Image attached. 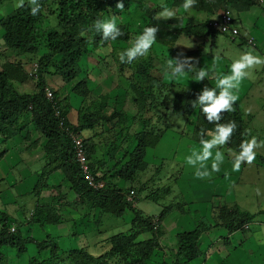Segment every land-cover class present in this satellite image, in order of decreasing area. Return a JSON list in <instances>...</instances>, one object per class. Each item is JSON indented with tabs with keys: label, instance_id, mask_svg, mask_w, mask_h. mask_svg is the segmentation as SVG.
Wrapping results in <instances>:
<instances>
[{
	"label": "trees",
	"instance_id": "trees-1",
	"mask_svg": "<svg viewBox=\"0 0 264 264\" xmlns=\"http://www.w3.org/2000/svg\"><path fill=\"white\" fill-rule=\"evenodd\" d=\"M174 1L176 2L172 4L171 8L176 10L179 4L183 3V0ZM39 2L41 11L36 16L30 14L31 5L27 2L23 7L13 10L0 20V28L4 31L2 40L6 47L25 54H36L42 47L47 49L37 59L38 79L35 80V88L30 92L18 93L14 87L15 82L24 85L27 82L26 80L32 79V76L28 75L23 69H19L21 67L13 68V66L4 65L0 71V137L4 141L8 140L15 135H19L20 131L24 130L26 126L32 125L39 137L45 140L43 148L44 159L47 162L42 168L43 171L32 193L39 199L42 192L48 189V191L57 192L59 196L54 198V196L49 195L46 199L42 197L44 200L42 199L35 204L27 223H30V225L35 224L40 228L46 225L55 227L66 224L67 222L64 219H69L73 221V226H75L76 221H74V218L62 213L60 210L59 204H62L64 198L59 192V187H52L44 182L50 174L60 170L70 184V191L76 195V199L73 198L70 203L73 209L86 207L89 211L98 210L101 215L105 213L119 218L123 216L125 210H130L133 213L130 229L127 232L110 236L108 238L109 248L105 252L93 256L86 248L72 249L67 251L69 264H151L150 261L153 255L162 249L159 238L163 220L171 211L185 205L176 202L174 199L159 215L146 217L127 201L126 195L132 190L131 185L139 179V173L141 174L147 169V164L144 161L147 149L154 148L167 128L170 127L166 124L162 129L156 130L155 124H153L156 116L153 113L157 114L163 108L166 113L165 118L168 114L183 120L189 117L192 118L193 130L191 137L195 138L198 135V139H196L198 141L200 140L201 129L206 131L215 130V124L206 120L199 107H192L196 94L205 85L213 87L209 82L210 78L201 81L200 90L184 88L171 79L170 83L166 84L162 82L160 76L157 78L152 74L157 69L150 56L141 57L131 64L121 63L113 49L114 61L118 65L120 73L122 75L128 71L131 73L128 79L129 91L127 94L132 95L130 101L134 106V113L131 114V123L126 128L125 111L114 109L107 116L101 115L108 101L107 97L104 96L101 97L100 102L92 101L93 105L81 107L77 112L78 118L73 123L68 119L72 107L68 97H63L61 94L52 91V99L46 98L45 90L50 86L46 84L45 77L49 73H53L60 77L64 83H71L76 80L80 73L79 63L85 56L89 46L97 48L112 44L115 48V46H120L119 44L126 45L132 41L134 37L121 22H118L117 26L124 35L116 40H104L92 28L97 18L110 19L113 12L118 10L116 8L118 2L123 4V10H127L130 3L136 4L147 18L144 27L152 25L159 27L155 43L159 45L171 44L167 48L168 57L175 58L180 54L192 57L197 69L200 68V62H196L195 59L202 57V46L204 47L206 42L207 44L210 43L209 46H213L215 36L219 33L208 26V19L198 21L192 16L187 18L184 24L181 17H174L164 22L159 21L156 17L160 9L155 5H148L145 0H39ZM49 2L50 5L57 7L58 12H56L58 13L57 19L60 22V31L50 30L46 31L45 34H39L38 26L44 18L42 9L50 7ZM177 2L178 4H176ZM226 2L227 0H197L196 6L190 10L194 13L207 12V14L213 16L217 13L215 9L219 5L226 6ZM257 3L258 0H236L231 2V5L236 11H241L242 9H249ZM120 11L118 10L119 13ZM181 37L191 39L193 37L201 39L202 42L198 44L196 51L185 50L183 52L177 47ZM125 49L123 48L122 51ZM56 56L59 57L57 61L54 60ZM50 66L53 67L52 72H49ZM139 75L147 78V90L141 87L138 82H135L134 76ZM82 86L86 87L85 82H76L72 91L74 90L78 96L85 100L88 92L85 89L82 90ZM160 96L162 100H159V102ZM233 107L234 111L222 114L220 123L236 122L237 128L225 147L238 152L241 140L246 138V132L244 120L237 111L238 106L233 105ZM149 113H152V116L147 118ZM157 119L160 120V117L158 116ZM105 123H110L112 129H116L115 135L124 136L126 142H135L127 160L122 164L121 162L116 164L112 175L102 174L106 165L105 161H96L98 165L100 164L98 166L100 174H97L98 169L93 166L98 151V144L94 142V139L99 138L98 134L95 132L88 138H84L82 135V132H92L98 124L102 126ZM139 124L142 125L141 130L137 134H132V128ZM68 132L78 133L82 137L89 168L92 174L97 175H95L97 180L104 182L101 190L94 191L90 189L83 180L79 166L73 157V145ZM35 142L38 143V139ZM117 147L116 140L109 144V147H106L105 156L107 160L114 161V152ZM2 155L3 152L0 153V159ZM120 182H122V188L119 186ZM159 194H161V190L156 189L145 198L157 203L159 199H163ZM169 194L170 188L167 187L164 195ZM54 199H57L56 201L59 203H55ZM178 210L182 211L181 208ZM219 212L220 219L223 222L226 221L223 224L229 231L243 227L247 221L252 219L250 215L240 213L237 209L229 211L221 207ZM14 224H18V228L11 233L10 228ZM23 225L22 222L13 220L8 214L0 211V264H7L4 254L1 252L3 248L12 249L15 256L20 258L22 255H27L29 245H33L36 254L27 259V264H56L55 260L60 256V248L55 239L50 235H46L42 240L24 237L21 231ZM210 227L211 225L207 221L200 220L193 230L178 233L176 235L177 250L172 264H190L199 258L201 251L198 240ZM143 233H150L151 238L138 241V237ZM44 253L47 254L46 258L43 257ZM158 264H165V262Z\"/></svg>",
	"mask_w": 264,
	"mask_h": 264
},
{
	"label": "rangeland",
	"instance_id": "rangeland-1",
	"mask_svg": "<svg viewBox=\"0 0 264 264\" xmlns=\"http://www.w3.org/2000/svg\"><path fill=\"white\" fill-rule=\"evenodd\" d=\"M235 1L236 0H227L226 6L219 5L218 8L215 9V11L219 12L224 7L231 8L235 20L234 24L239 29V36L235 37L234 40H230V38L225 35L217 34L215 36V42L214 44H212L213 46H209L210 43L207 44L206 42L204 47L202 46V57H200L199 59H195L196 62L199 61L201 63L200 68H205L210 72L211 70H213L217 73L230 74L232 61L234 59H237L239 55L244 51L254 49L255 54L264 57V40H261L263 42V44L261 45L258 42L259 36H257L256 31L250 30L251 32H248L240 25L238 20L239 13L231 5V2ZM174 2L176 1L145 0V3H147L148 5L150 4V6H157L160 9V11H158L159 13L162 11V5H166L171 8ZM17 3L18 0H0V20L10 14L13 10L19 8L16 7ZM25 3H27V0H25ZM48 4L50 5V2ZM176 4H178V2ZM182 4L183 3H180L178 9L175 10V17H181L183 19V24L187 18L192 16L198 21H205L206 19L211 21L215 18V15H209L207 14V12L194 13L191 10L185 12ZM251 7V9H253V14L257 12L259 14V17H252L250 23L254 24L255 27H261L263 39L264 2L258 0V3ZM118 10H115L113 12V15L116 16V23L121 22L123 25H125L132 37L139 35L142 32L145 23L147 22V18L138 9L137 5L130 3L127 10H119L120 13L118 12ZM56 11L57 7L53 5H50V7L48 8L42 9L44 18L40 21L38 26L39 34H45L46 31L50 30L60 31V22L57 19L58 11ZM156 18L159 21H165V19H160L158 18V16ZM257 19L259 21H257ZM3 34L4 31L0 28V71L3 69L4 65H9L13 66V68L21 67L19 69H23V71H25L29 75L31 65L33 63H36L38 57L46 52L47 49L45 47H42L36 54H25L23 52H18L6 47L2 40ZM249 37H253L256 39L257 43L256 41L255 43L257 47L247 45L246 42ZM130 42L126 45L119 44L120 46L117 45L118 47L115 46V48L112 44L106 47L99 46L97 48L89 46L87 52L85 53V56L79 63L80 73L77 76L76 80L71 83H64V81H62L60 77L56 76L53 73H49L45 77L46 84L50 86L47 87L48 89L61 94V96L63 97H68V100H70L72 106L70 118L73 123L76 122L78 118L77 112L81 107L93 105L92 101L100 102L101 97L104 96L107 97L108 101L101 115L107 116V114L109 115L114 109L125 111V118L127 122L126 128L130 125L131 114L134 113V106L130 101V97L132 95L129 93L127 94V92L129 91L128 79L131 76V73L129 71L124 75L120 73L118 65H116V62L114 61L113 51L114 49L117 57H119V53L123 48L127 49L128 47H130ZM201 42V39H195L193 37L192 39L188 37H181V39L177 43V47L180 48V50L183 52H185V50L196 51L198 44H200ZM152 46L153 47H151L147 56H150L157 69V71L152 72L155 77L159 78L160 76L162 82L166 84H169L172 80L174 81V83L184 88H192L193 90H197L200 87L201 82L194 81L195 75H193L192 72L176 79L170 78L169 74L166 72L163 75V65L165 59L168 58L167 48L168 46H171V44L159 45L155 43ZM58 59L59 57L56 56L54 60L57 61ZM52 71L53 67L50 66L49 72ZM134 77L135 82H138L141 87H144L147 90V78L140 75ZM37 79L38 78L28 79L26 80L27 82L24 85H20L18 82H15L14 87L18 92L32 91L35 88V80ZM79 81H83L86 84V87L82 86L81 88L82 90L85 89L88 92V96L85 100L78 96L74 90L72 91V88H74V83ZM214 84L216 85L215 79ZM30 88L32 90H29ZM81 89H79V91H81ZM234 91L235 94L239 97L234 106H238L237 111L241 114L244 120L245 130L249 127L248 130H250L251 135H254L257 138L264 137L263 66L261 65L257 66L256 68L250 69L249 76L241 82L239 89ZM159 100H162L161 96L159 97L158 101ZM158 112L159 113L157 114L153 113V115L156 116L155 118L153 117V124H155L156 130L162 129V127H164V125L166 124L170 126L169 128H167L166 132L161 138L164 142L168 143L162 148L169 150H163V152L161 153L162 155H164L162 159L165 158L162 162L161 160H159L160 162H158V159H156L155 162L152 161L155 165L149 163V166L147 167L145 172L141 174L139 173V179H137L134 184L131 185L133 187L132 190L135 192V201L133 206L146 217L157 216L165 207L171 204L172 200H174V198L170 199L171 190L169 195H164L167 187L172 189L174 192V196L178 197L176 198L177 200L175 199V201L180 202L182 205L184 203L185 206L178 208H181L182 211L178 209L176 211H171V213L164 219L166 220V223L163 224V236L160 238V244L164 248L165 246L175 248L177 246L176 235L178 233L187 230L189 231L191 229L187 228L185 224L174 222L173 220L174 217L175 219L180 218L179 214H183L181 219L185 218L184 213H186L187 211L184 208L186 206L188 207L189 205L185 204L181 194V189L190 190L192 186L191 182H189L190 174H192V171L195 168L187 164L186 162V157L191 155V145L189 148H185L183 146H186L188 144L187 142L191 143V140L195 141L196 139H198V135H196L195 138L191 137V132L193 130L192 118L189 117L188 119L183 120L181 118H176L171 114H168L167 118H165L166 113L163 111V108ZM151 116L152 113H149L147 115V118ZM158 116L160 117V120L157 119ZM141 128V124L134 126L131 133L137 134L141 130ZM26 129L31 130L29 140L33 141L38 138L39 135L35 133L32 125H30V127ZM115 130L114 128L112 129V125L110 123H105L102 126L98 124L91 133L95 134L96 132V134H98L99 136L97 140L98 151L96 153V156L101 158L102 161H105L106 164L103 168L102 174L107 173L108 175H112L114 172L113 169L115 168L116 164H119L120 162L122 164L123 162H125L128 158V154L131 152L135 145L134 141L126 142L124 136L122 137V135L119 134L115 135ZM89 132L84 131L82 132V135L87 136ZM168 136H170L169 140H167ZM16 139L19 142V140H21V136H15L10 141H14ZM206 139H210V137ZM115 140L118 147L114 152V161H109L107 160V157L105 158V149L106 147H109V144H111ZM24 142L25 141L23 140L22 145L24 144ZM34 146L35 144L30 146V149H33ZM3 148V146L0 147V151ZM36 151L40 153V156L42 158L34 159V162L28 166L25 165V161H19L18 159H16L14 153H12V157L9 158V162H0V192L4 191L0 195V211L8 214L9 217H11L13 220H18L20 222H29L25 218L28 217L30 219V213L35 207V199L31 193H26L22 196H19L18 199L16 198L14 201L15 204L10 203L13 198V194H15V188L12 187V185H14L13 183H15V181H22L18 173L24 167H27L26 170H28L32 175H35V173L38 174L43 171L42 168L47 162L43 158L42 147L38 146L36 148ZM3 169L8 170V173L6 176H3L4 178H1V172L6 171ZM183 173H185L186 175ZM233 175L237 176L238 171H236V173H234ZM28 179L30 180V178ZM44 182L46 185L50 183L46 181ZM51 184H55V182H51ZM119 186L122 188L121 185ZM156 189L161 190V194L159 195L161 198L163 197V199H159L157 203L147 200L145 197ZM47 192H49L48 195L50 196L52 194H57V192H51L47 189L42 192V196H45V193ZM64 194L68 199L75 198V195L72 192H70L69 197L66 193ZM5 196L7 197L9 202L5 199ZM58 197L59 196H55L54 198ZM54 200L56 201L57 199ZM213 203H215V200H213ZM81 209L82 208L76 207V210L78 212H80ZM88 211L89 210L83 211L87 214L84 217H82V214H84L83 212L81 214L78 213V215H74L73 218L74 221H76L74 224L75 226H73L72 220L64 219V221L67 223L63 225V228L59 232L54 226L47 225L41 227V229H39V226L34 225L33 227L35 228L31 227V229L30 223H23L24 225L21 228V231L24 237H31L33 238V240H42L46 237V235H50L51 237H53L60 248V256L55 260L56 264H69V261L67 260V251L81 247L86 248L91 255L98 256L109 248L108 238L110 236L127 232L130 229V222L133 213L130 212V210H125L126 214L119 218L105 213H102L103 215H101L98 210H93L90 212V214L88 213ZM17 225L14 224L13 226L16 230L18 228ZM149 238H151L150 233H143L138 237V241L147 240ZM1 252L4 254L7 264H27V259L36 254L33 245H29V252L27 253V255H22L20 258L15 256V253L12 249L3 248ZM46 256L47 254L44 253L43 257L46 258ZM211 258L212 257H210L209 259ZM150 262L151 264H158V262H153V260H151Z\"/></svg>",
	"mask_w": 264,
	"mask_h": 264
},
{
	"label": "crops",
	"instance_id": "crops-1",
	"mask_svg": "<svg viewBox=\"0 0 264 264\" xmlns=\"http://www.w3.org/2000/svg\"><path fill=\"white\" fill-rule=\"evenodd\" d=\"M261 1L264 2V0ZM251 8L252 7H250L249 9H242L241 11H237L239 13L238 20L240 25L248 32L250 30H254L257 32V36H259L258 42L262 45L263 42L261 40H264V37L262 39L263 34L261 27L260 26L255 27L254 24L250 23L251 18L252 17L257 18L259 17V14L257 12L253 14V9ZM257 21L259 20L257 19ZM262 66L264 68V65ZM212 71L213 70H211V72ZM210 84L213 87L216 86L214 84V79H210ZM200 89H201V85L197 90ZM29 90L32 89L30 88ZM24 92H30V91H19L18 93H24ZM70 114L68 115L69 117L68 119L72 121L70 118ZM28 127H30V125L26 126V128ZM26 128L20 131L19 135L21 136V140H19V142L17 139L14 141H10L15 136L18 135H15L14 137H11L5 141L3 140V138L0 137V147L2 146L4 147L0 151V153L3 152L0 162L1 161L9 162L10 161L9 158L12 157V153H14L16 159H18L19 161L21 160L25 161L26 162L25 165L28 166L34 162V159L42 158L40 156V153L36 151V148L38 146L42 147L43 158H45V153L43 148L45 144L44 138H40L38 136L37 138L38 143L35 142L36 139L33 140L35 142L34 143L32 140H29L28 138V136L31 134V130H28ZM248 128L246 130H248ZM91 133L92 132H89L87 136H83V137L88 138L91 135ZM245 136H246L245 139H250V135H248L247 132L245 133ZM169 138L170 136L167 137V140H169ZM205 138H208V136H205ZM23 140L25 142L22 145ZM97 140L98 138L94 139V142L97 143ZM258 140H264V137H258ZM187 143L188 144L187 145L185 144L186 146L183 147L189 148L191 145V153L193 150L196 151L200 150L201 146L198 140L196 141L191 140V143L189 142ZM33 144H35L34 148L30 149V146H32ZM167 144H168L167 142H164L163 139H161L154 148L147 149L144 158L147 167L149 166V163L154 164L153 162H155L156 159H158V162H160L159 160H161L162 162L165 159V158L162 159L164 155H162L161 153L163 152V150H169L162 148ZM228 149L229 148H226L224 146L222 148L219 149L214 148L212 150L213 157L217 150L221 151L224 154V162L223 164H221L219 172H214L212 173L211 177L201 179L195 176L196 168H194L192 174H190L189 182H191L192 184L190 190L181 189L183 200L185 204L189 206L188 207L186 206L184 208L187 211L186 213H184L185 218L181 219L183 214L178 213L180 218L175 219L174 217L173 218L174 222H180L185 224L187 228H191L189 231L193 230L197 226L200 220H205L211 225L209 230L204 232L198 240L201 256L196 260L192 261L190 264H264V148L256 149L257 150L256 157L252 164H247V163L241 164L237 176L233 175L234 173H236V171H233V158L229 155ZM95 159L96 160L93 166L95 167V169H98L97 174H100L98 168L100 164L98 165L96 161L101 160V158L96 156ZM207 166H208V170L210 171L211 160L207 162ZM26 168L27 167L22 168L18 173L22 181L20 180L15 181V183H13L14 185H12V187L15 188V194H13V198L10 203L15 204L14 202L15 199L16 198L18 199L19 196H22L23 194L26 193L27 194L31 193L33 195L35 199V204H37L38 201H41L45 196L47 197L49 196L48 195L49 192H47L45 193V196L41 195V197H39L38 199L37 196L32 193L35 190V185L37 184L39 176L41 175L42 171L38 174L35 173V175H32L31 173H29L28 170H26ZM7 173L8 170L2 171L1 178H4L3 176H6ZM28 178H30V180ZM46 182H50L48 183L49 186L53 185L52 187H59L60 189L59 192L61 195H63L64 198V200H62V204H59L62 213L74 217V215H78V213L81 214L83 211L88 210L86 207H83L85 209H82V211L78 212L77 210L73 209L70 206V203L72 202L73 198L68 199L64 194L66 193L69 197L71 192L69 189L70 184L65 178L62 171L58 170L50 174L46 178ZM51 182H55V184H51ZM119 185H122V182H120ZM170 190H171L170 199L178 198L174 196L173 190L172 189ZM2 192L4 191H1L0 195ZM51 196L55 197L58 195L52 194ZM47 197H45L44 199H46ZM5 199L8 201L6 196ZM75 199H76V195H75ZM213 200H215V203H213ZM54 202L59 203L55 200ZM221 207L229 211L237 209L240 213H246L250 215L252 219L244 224V225L248 224L249 228L245 230L241 227L237 230L229 231L224 226L226 221L223 222L219 217L220 214L219 210ZM90 212L91 211H88L89 214ZM83 213L84 214H82V217L87 215L86 212ZM125 214L126 211L124 212L123 216ZM25 219L29 221L28 217ZM22 223H27V222H22ZM165 223L166 220H163L161 224L160 238L163 236L162 228H163V224ZM34 225L35 224L30 225V228L31 227L35 228L33 227ZM60 227L55 226L58 232L63 228V225H60ZM39 229L41 228L39 227ZM160 238H159V243H160ZM161 247L162 249L153 255L152 257L153 262L162 263V262L173 261L175 252L177 250V246L175 248L165 246L164 248L161 245ZM210 257L212 258L209 259Z\"/></svg>",
	"mask_w": 264,
	"mask_h": 264
},
{
	"label": "clouds",
	"instance_id": "clouds-1",
	"mask_svg": "<svg viewBox=\"0 0 264 264\" xmlns=\"http://www.w3.org/2000/svg\"><path fill=\"white\" fill-rule=\"evenodd\" d=\"M27 2L31 5L30 14L36 16L41 11L39 0H27ZM196 3L197 0H183L182 7L185 11H188L194 8ZM24 5L25 0H18L16 7H23ZM123 7V4L120 2L116 4V8L121 11ZM161 7L162 11L157 14L158 18L168 20L175 17L176 12L174 9L166 5H162ZM92 28L104 40H116L118 37L124 35L117 26L115 15H112L110 19L97 18ZM158 32L159 27L157 25L144 27L142 33L132 39L130 47L119 53L120 62L131 64L133 61L147 56L152 45L156 42ZM261 65H264V57L255 54L254 49L244 51L237 59L232 61L230 74L217 73L215 71L210 72L205 68L197 69L193 58L184 56L183 54L175 58L168 57L165 59L163 71L168 73L170 78L176 79L192 72L195 74L194 81L199 82L206 78L215 79L216 81L214 88L205 85L196 94V99L192 103L193 108L199 107L209 123L215 124V130H200V150H193L191 155L186 157L187 164L196 168L195 176L197 178L211 177L212 173L220 171V166L224 162V154L217 150L213 157L212 150L227 145L237 128L235 121L220 123L222 114L234 111L233 105L239 99L234 90H238L241 82L249 76L250 69ZM246 132L251 138L241 140L238 152L231 148L228 149L229 155L233 158V171H239L242 163L252 164L256 157V149L264 148V140H258L256 136L251 135L250 130H246ZM205 136L210 137V139H206ZM209 160H211L210 171L207 166ZM130 191L127 193L126 199ZM133 193V200L135 201V192L133 191ZM131 205L133 206L134 203H131Z\"/></svg>",
	"mask_w": 264,
	"mask_h": 264
},
{
	"label": "built area",
	"instance_id": "built-area-1",
	"mask_svg": "<svg viewBox=\"0 0 264 264\" xmlns=\"http://www.w3.org/2000/svg\"><path fill=\"white\" fill-rule=\"evenodd\" d=\"M235 20L230 7H224L221 11L215 13V18L208 23V26L213 30L217 31L219 34L225 35L230 38V40H234L235 37L239 36V29L235 26ZM248 46H256V43L253 38H248L247 40ZM38 65L32 64L30 76L32 78H37ZM46 98L51 100L53 95L52 91L49 89L45 90ZM67 132V131H66ZM68 136L72 141L73 145V157L75 162L79 166L80 174L83 180L87 183V186L94 190L99 191L103 188L104 184L102 181L96 179V174H92L91 169L89 168L87 154L85 151V146L82 137L78 133L68 132ZM96 175V176H95ZM134 193L130 191L127 196V200L130 203H134L133 200ZM247 230L248 224L242 227ZM15 227L10 228V232H15ZM165 264H172V261L165 262Z\"/></svg>",
	"mask_w": 264,
	"mask_h": 264
}]
</instances>
